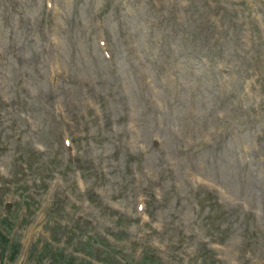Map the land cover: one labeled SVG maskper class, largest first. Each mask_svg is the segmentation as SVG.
I'll return each instance as SVG.
<instances>
[{
  "label": "rangeland",
  "instance_id": "374dc122",
  "mask_svg": "<svg viewBox=\"0 0 264 264\" xmlns=\"http://www.w3.org/2000/svg\"><path fill=\"white\" fill-rule=\"evenodd\" d=\"M122 4L131 10L96 21L97 0H54L55 16L41 15L35 0H0V198L11 191L9 172L35 191L21 242L36 251L50 240L37 213L59 197L70 202L60 225L71 236L85 227L134 253L155 248L153 235L171 259L185 231L194 239L172 264H198L196 240L223 264H264V0H116L111 8ZM141 10L163 15L189 51L166 76ZM131 42L137 55L124 53ZM10 210L23 212L16 203Z\"/></svg>",
  "mask_w": 264,
  "mask_h": 264
}]
</instances>
